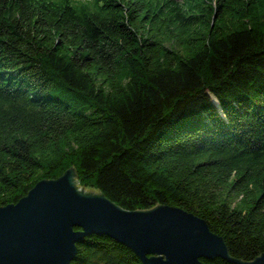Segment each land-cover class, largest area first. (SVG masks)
Instances as JSON below:
<instances>
[{"label":"trees","instance_id":"obj_1","mask_svg":"<svg viewBox=\"0 0 264 264\" xmlns=\"http://www.w3.org/2000/svg\"><path fill=\"white\" fill-rule=\"evenodd\" d=\"M183 1L0 0V206L73 165L123 208L178 206L233 257L264 253V0ZM71 264L144 263L92 234Z\"/></svg>","mask_w":264,"mask_h":264},{"label":"water","instance_id":"obj_2","mask_svg":"<svg viewBox=\"0 0 264 264\" xmlns=\"http://www.w3.org/2000/svg\"><path fill=\"white\" fill-rule=\"evenodd\" d=\"M79 182L72 165L39 180L17 203L0 206V264H71L77 243L92 234L126 245L144 264H209L202 258L215 257L264 264V253L249 261L233 257L204 218L181 207L126 209Z\"/></svg>","mask_w":264,"mask_h":264},{"label":"rangeland","instance_id":"obj_3","mask_svg":"<svg viewBox=\"0 0 264 264\" xmlns=\"http://www.w3.org/2000/svg\"><path fill=\"white\" fill-rule=\"evenodd\" d=\"M185 1H188L192 6L197 5L199 7H201L205 2H208V0H191V1L190 0H185ZM201 1H204V2H201Z\"/></svg>","mask_w":264,"mask_h":264}]
</instances>
